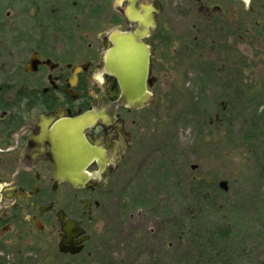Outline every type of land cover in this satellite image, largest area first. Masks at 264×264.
Instances as JSON below:
<instances>
[{"label":"rangeland","instance_id":"374dc122","mask_svg":"<svg viewBox=\"0 0 264 264\" xmlns=\"http://www.w3.org/2000/svg\"><path fill=\"white\" fill-rule=\"evenodd\" d=\"M116 4L0 0V63L12 61L16 75L17 53H26L38 26L74 30L85 43L71 49L85 52L90 31L114 28ZM163 6L160 32L179 53L170 79L159 83L142 113L131 160L94 216L92 240L70 256L45 234L1 249L0 264H264V95L249 98L252 47L240 37L252 27L253 51L264 53V32L239 0ZM208 6L221 13L205 14ZM250 8L264 21V0H252ZM223 227L229 236L221 240L215 231Z\"/></svg>","mask_w":264,"mask_h":264},{"label":"flooded vegetation","instance_id":"af4514ba","mask_svg":"<svg viewBox=\"0 0 264 264\" xmlns=\"http://www.w3.org/2000/svg\"><path fill=\"white\" fill-rule=\"evenodd\" d=\"M111 2H117L115 13L110 15L114 28L90 31L92 41L85 52L71 49L83 40L74 30L38 26L28 40L26 53H17L15 63L20 66L16 75H12V61L0 63V250L33 243L45 234L61 242L67 221H74L85 231L74 239L75 246L82 237L91 236L83 243L82 252L86 249L92 240L94 216L112 191L114 180L123 174L142 134V113L152 106L159 83L171 77L170 68L179 52L174 54L169 49L158 26L164 0ZM156 4H162L163 12L142 39L152 57L149 79L153 84L148 85L151 104L135 108L126 103L121 84L106 70V63L115 39L143 30L131 18L144 21ZM207 10L208 15L221 13L218 6H208ZM250 13L264 32L259 24L262 20L255 12ZM240 37L252 47L247 69L254 73L247 88L255 102L257 96L264 95L260 93L264 89V53L253 51L252 27ZM35 56L37 71L27 72L26 65ZM77 67L81 68L79 73ZM233 86L241 91L237 83ZM79 147L90 158L84 167L78 162ZM81 176L87 181L80 186L69 180ZM79 194L84 196L79 198Z\"/></svg>","mask_w":264,"mask_h":264},{"label":"water","instance_id":"95a60500","mask_svg":"<svg viewBox=\"0 0 264 264\" xmlns=\"http://www.w3.org/2000/svg\"><path fill=\"white\" fill-rule=\"evenodd\" d=\"M246 4V12H254L253 8H250L252 0H239ZM163 12L162 4H156L153 6V11L144 19L131 18V22L138 21L143 30L138 33H130L125 36L115 39L113 50L109 56V60L106 63V70L115 75L123 89L126 103L135 107L142 108L151 104V94L148 92V85L153 84V80L149 79L151 72V53L149 47L143 42V38L148 33L149 27L155 26V20ZM264 28V21H259ZM140 31V30H139ZM39 61L37 57H33L31 61L26 65L27 72L37 71ZM81 71L80 67L76 68V73ZM79 159L82 167L87 165L90 158L88 153L83 151L79 147ZM77 179V180H76ZM74 184L80 186V182L87 181L85 176L78 178H69ZM220 188L224 191H228V184L226 181H222L219 184ZM61 222L64 217L59 216ZM85 231L77 225L74 221H67L63 225V239L59 244L60 252L63 254H79L83 250V243L88 241L91 236L86 235L82 239L75 242L74 239L81 236Z\"/></svg>","mask_w":264,"mask_h":264},{"label":"trees","instance_id":"16d2710c","mask_svg":"<svg viewBox=\"0 0 264 264\" xmlns=\"http://www.w3.org/2000/svg\"><path fill=\"white\" fill-rule=\"evenodd\" d=\"M196 41L197 40H195V43H196ZM193 43H194V40H192L190 45H193ZM262 119H259V120L261 121ZM253 127L257 129V127L255 125H253ZM215 232H216V235L218 236V238H220L221 240H224V239L228 238V236H229V228H226V227L219 228Z\"/></svg>","mask_w":264,"mask_h":264}]
</instances>
